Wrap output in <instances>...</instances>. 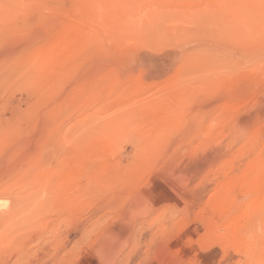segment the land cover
Returning a JSON list of instances; mask_svg holds the SVG:
<instances>
[{"label":"rangeland","instance_id":"obj_1","mask_svg":"<svg viewBox=\"0 0 264 264\" xmlns=\"http://www.w3.org/2000/svg\"><path fill=\"white\" fill-rule=\"evenodd\" d=\"M224 263L264 264V0H0V264Z\"/></svg>","mask_w":264,"mask_h":264},{"label":"bare ground","instance_id":"obj_2","mask_svg":"<svg viewBox=\"0 0 264 264\" xmlns=\"http://www.w3.org/2000/svg\"><path fill=\"white\" fill-rule=\"evenodd\" d=\"M220 40V39H219ZM200 44V43H199ZM208 45V44H207ZM209 46V45H208ZM201 48H204V47H202V46H200ZM220 46H218V48H219ZM224 47V46H223ZM201 48H200V50H201ZM213 48V47H212ZM216 48V49H215ZM215 48H213V49H215V50H218V51H220V49H217V47L215 46ZM226 48H228V47H226ZM210 49H211V46H210ZM198 50V49H197ZM204 50V49H203ZM223 50V49H222ZM208 51V50H207ZM229 51H231V49L229 48ZM209 52V51H208ZM210 52H212V51H210ZM216 52V51H215ZM215 52H213V53H215ZM233 51H231L230 53H232ZM197 53H200V52H197ZM207 53V52H206ZM217 53V52H216ZM229 53V54H230ZM202 54V53H201ZM223 54V53H222ZM229 54H227V56H229ZM226 55V54H225ZM202 56V55H201ZM232 56V55H231ZM218 57H219V55H218ZM222 58V57H221ZM231 58V57H230ZM214 59V58H213ZM232 59V58H231ZM230 60V59H229ZM228 60V61H229ZM232 62V60L229 62V64H231V66H232V64L233 63H231ZM232 68V67H231ZM226 259V258H225ZM225 264V263H224Z\"/></svg>","mask_w":264,"mask_h":264}]
</instances>
